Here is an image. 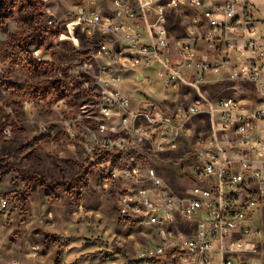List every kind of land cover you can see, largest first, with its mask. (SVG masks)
<instances>
[{
    "label": "clouds",
    "instance_id": "clouds-1",
    "mask_svg": "<svg viewBox=\"0 0 264 264\" xmlns=\"http://www.w3.org/2000/svg\"><path fill=\"white\" fill-rule=\"evenodd\" d=\"M177 3L187 5L189 0H173L169 8H174ZM212 4L213 0H207L208 6ZM229 4L230 7L220 9L219 13L210 19L214 24L226 23L232 16L240 15L239 26L227 29L228 33L233 34V42L227 49L231 57L230 62L223 63L212 54L214 49L211 51L206 49L199 54L194 51L187 52L181 59L175 61V66L173 60L169 58L171 49L165 46L167 34L163 25L165 23L164 13L168 9L159 6L158 0H85V7L72 8L69 12L57 9V12L53 13L58 21L66 25L68 32V35H60L59 41H70L73 49L82 50L86 47L75 35V30L79 27L82 32L87 33L90 39L94 38L97 32L109 38L115 37V42L129 46L125 51L141 57V59L130 61L123 59L120 55L109 56V49L105 48L104 53L98 56L93 54L95 56L93 63L85 62L75 69L73 75L77 79L69 78L65 81L68 88L77 86L79 74L85 73L89 79L82 80L78 89L91 93L92 99L98 101L94 106L95 111L100 113L97 119L105 121V125L100 127L99 134L81 133L85 140L83 149L88 154H92L94 150L108 149L109 145L114 150L117 146L128 147L123 140L104 139L112 133L128 131L133 136V145H143L140 150L144 151V158L137 156L135 152L125 155L122 163L134 167L131 172L120 173V177L125 182L133 179L140 181L143 178V182L149 183V186L139 191L138 195L123 197L121 203L125 206L122 211H137L126 206L129 200H138L145 204L147 211L144 215L162 213L168 221L174 219V212L187 211L184 207L186 201L181 200L177 195L173 177L168 172L173 168L176 169V181L178 182L179 166L189 159H193L195 167H203L201 182L206 183L209 188L213 184L219 185L218 203L221 209L224 207L223 193L248 176L255 179L258 198H264V119L256 120L255 125L245 124L238 131H233V125L243 118L251 116L255 119L257 112L264 115V104L256 105L254 110H249L243 107L250 104L249 100H241L236 104H233L231 100L218 103L219 98L210 95L214 87L225 83H230L237 95L243 94L246 90L243 82H254L259 94L264 96V68L260 67L259 62L255 68L251 64V60L257 57L260 61H264V24L249 27L250 18L264 20V0H229ZM191 5L200 7L199 0H191ZM245 5H247L248 14L244 11ZM109 9L113 11L112 18H108ZM48 23L51 25L53 22L48 21ZM86 26L92 30L88 31ZM187 31L194 36L199 30L195 27H188ZM141 32L145 34L143 38ZM225 39L228 37L225 36ZM187 42L183 41V43ZM142 43H151L153 51L142 50L139 47ZM245 45H248L247 51H245ZM111 46L112 44L109 45ZM157 48L159 51L156 50ZM22 55L25 58L39 60L45 58L39 50H31L30 57L28 53ZM106 56L109 58L105 59ZM217 63H219L218 67H208L209 64ZM62 66L66 68L68 63L65 62ZM153 67L156 68L155 77L149 80L146 77L151 76L152 73L147 70ZM128 69H134V72L126 78ZM6 71L5 65L0 63V73ZM17 77L27 79L23 75L22 68L17 70ZM55 77L64 80L63 72L55 73ZM173 80L178 81L175 87L171 85ZM150 86L158 88L159 91H154ZM144 88L149 89L155 100L177 103V119L180 121L178 126L174 125L171 120L165 119L155 102H146L136 96L135 93ZM184 91L196 97L194 103L186 106L187 113L179 107L182 102L178 101V97ZM62 106L63 102L54 107L59 111ZM88 108L89 106L86 105L84 109H81V113L86 115ZM32 112L34 114L35 109H32ZM201 113L211 117L212 127L206 138L200 139L194 145L193 130L185 128V124ZM84 118L85 116L78 114L76 121L69 123L74 125L77 121L82 122ZM140 118L146 119L148 125L162 122L165 125L164 131L169 132L167 139L161 133L153 142L152 134L156 131L155 128L136 129L135 124ZM29 123L38 133L46 134L49 131L43 119L32 120ZM77 131L76 127L68 128V133L72 137L77 135ZM8 136L11 137V132H8ZM173 139L181 143L173 144L171 142ZM148 144H151L150 148L147 147ZM181 147L184 148L183 152L180 151ZM169 152L177 155L173 157L160 155ZM226 171L231 172L232 180V184L227 186L222 181ZM114 187L111 180L103 185L106 190ZM77 190L78 185H72L67 195L74 198ZM186 191L203 198L204 203L194 206L193 211L196 208L210 210L207 215L200 214L201 222L197 239L198 242L211 241L204 250L214 258L216 264H223L226 254L243 256L256 251V244L251 242L252 237L245 241L233 242L231 236L233 231L238 230L237 224L247 227L260 217L262 210L257 202L249 203L246 211L236 217L235 223L230 221L228 227H222L216 223L219 212L213 201H217V197L195 186ZM5 204L6 201H0V207H4ZM249 213H251V219L248 218ZM146 223H154V221L149 220ZM213 229L216 231L214 240L211 235ZM258 235L264 236V233ZM183 241L184 237L181 236L178 242ZM0 244H3V240H0ZM183 246L192 251L195 250L193 244L188 243ZM26 251L32 254L40 251L39 244L29 240L27 236L21 245V257L10 259L8 264H23L22 256ZM156 254L163 256V249H157L155 252L142 250L138 253L140 256ZM192 264H196L195 257L192 258ZM199 264H205V261L200 260Z\"/></svg>",
    "mask_w": 264,
    "mask_h": 264
},
{
    "label": "rangeland",
    "instance_id": "rangeland-1",
    "mask_svg": "<svg viewBox=\"0 0 264 264\" xmlns=\"http://www.w3.org/2000/svg\"><path fill=\"white\" fill-rule=\"evenodd\" d=\"M38 3L32 13L15 11L0 24V63L7 69L0 73V162L7 161L20 172L8 173L0 180V201H6L5 206L0 207V240H3L0 264L21 257L25 236L39 244L40 251L24 252L23 264H180L172 255L165 257L162 263L134 260L137 252L158 246L160 239L156 228H137L118 218V198L128 187V183L119 178L124 168L123 155H101L99 150L88 154L83 149L85 140L81 133L96 134L100 122L94 108L97 103L92 97L88 98L90 93L78 89L81 73L77 86H66L69 78L77 79L73 73L81 66V50L73 49L70 41H59V36L68 32L66 25L53 15L57 9L69 12L77 0H39ZM48 21L56 25L50 28ZM41 29L49 31L54 39L46 43L29 42L25 51L30 57L31 50H39L45 58L23 57L19 52L21 46ZM80 31L78 27L75 35L81 34ZM182 33L180 24L170 26L171 38H182ZM7 43L16 47V51H9ZM65 62L68 63L66 68L62 66ZM21 68L27 79L17 77V70ZM57 72H63L64 80L55 77ZM131 75L126 74V78ZM154 77L153 72L146 78ZM221 90L222 86L214 87L210 95L217 96ZM135 94L146 102H155L164 115H172L177 109V103L155 100L148 88ZM61 102L63 106L57 111L54 106ZM180 102L179 107L185 108L191 101L187 98ZM86 105L89 108L85 115L81 109ZM32 109H35L34 114ZM78 114L85 116L83 121L69 123L76 121ZM39 119H43L49 129L46 134L36 132L29 123ZM207 124L205 120L194 119L187 128L200 133L207 130ZM69 127L78 129L75 137L69 135ZM137 155L144 158V151L140 150ZM184 168L183 162L178 169V182L177 170L173 168L168 172L173 177L177 195L194 186L183 174ZM20 175L40 177L57 189L53 192L36 186L21 200L14 195L24 184L18 180ZM110 180L115 187L104 189V183ZM75 182L78 190L72 198L67 193ZM257 222L264 233V209ZM163 228L181 233L187 226L178 221ZM256 241V251L247 261L264 264V236Z\"/></svg>",
    "mask_w": 264,
    "mask_h": 264
},
{
    "label": "built area",
    "instance_id": "built-area-1",
    "mask_svg": "<svg viewBox=\"0 0 264 264\" xmlns=\"http://www.w3.org/2000/svg\"><path fill=\"white\" fill-rule=\"evenodd\" d=\"M173 0H158L159 6L168 9L164 13V19L165 23L163 25L164 30L167 34L166 36V47L171 49L169 52V58L173 60L174 66L175 61L181 59L187 52L194 51L195 53L199 54L206 49L208 51H211L214 49V52L212 53L218 60H222L223 63H229L231 60L230 55L227 53V49L232 43V36L233 34L228 33L227 29L229 27H237L240 24V15L236 14L230 18L228 22H217L213 23L210 17L215 16L219 13L220 9L224 7H230L229 0H213L212 6L207 5V0H199L200 7H195L191 5V0H189V3L187 5H182L177 3L174 8H169L170 5H172ZM76 7H85V0H77V4L73 6V8ZM87 10V9H86ZM244 11L246 14H248L247 5H245ZM207 14V15H206ZM113 11L112 9H109L108 12V18H112ZM250 15V14H249ZM140 19V17H137ZM63 24V22L61 23ZM59 24V25H61ZM176 24H180L183 28L184 37L182 38H171L169 35L170 26H175ZM256 24H264V20H261L259 18H250L249 27H253ZM55 22L50 25L47 23L48 27L55 26ZM188 27H195L198 29V33L194 36L190 35L187 31ZM88 31H91L92 29L88 26H86ZM81 34H76V37L80 40L82 45H86L81 50V66L85 63H93L95 60V56H98L102 53H104L105 48L109 49V56L113 55H120L125 60L135 61L137 59H141L139 55H134L132 52L125 51L126 48H128V45L122 44L120 42H115V37L109 38V36L100 34L99 32L96 33L94 38H89L87 36L86 32L80 31ZM144 33L141 32V37H144ZM211 36V39L209 37ZM225 36L228 37V39H225ZM183 41H188L187 43H183ZM112 44L111 47L109 45ZM179 45V47H177ZM139 47L142 50H147L148 52L153 51V45L151 43H142L139 45ZM159 51V48L156 49ZM248 50V45H245V51ZM95 54V56L93 55ZM162 54V53H161ZM80 57V58H81ZM109 57L106 56L105 59H108ZM260 63V67L264 68V61H260V58L257 57L256 59L251 60V64L253 68L256 67L257 63ZM219 63L217 64H209L208 67H218ZM121 67H123L121 65ZM111 69H109L110 71ZM147 71L151 73L156 72V68L153 67L151 69H148ZM134 69H128L126 74L132 73L133 74ZM89 79L87 75L83 72H81V80ZM149 79V78H147ZM82 82V81H81ZM171 85L173 87L178 85L177 80L171 81ZM222 90L220 91L221 94H218V103H222L226 100H231L233 104L239 103L241 100H249L250 104L244 105V108H247L249 110H254V107L259 104H264V96L259 94V91L255 85L254 82H243V86L245 87V92L243 94L237 95L235 91H233V86L230 83H225L222 85ZM91 94V93H90ZM89 94V97H92V95ZM189 98L190 104L195 102L196 97L191 94L188 91H184L182 95L178 97V101L185 100ZM96 103L98 101L96 100ZM172 103V102H168ZM107 107V105H105ZM184 112H188V108H183ZM155 111V109H154ZM96 116L99 117L100 113L98 111L95 112ZM82 115V114H81ZM177 109L172 115H164L165 119L171 120V122L174 125H179L180 121L177 119ZM225 115V114H222ZM126 118V117H125ZM194 119L198 120H205L207 124V130L199 132H193V144L197 141H199L202 138H206L207 134L211 131L212 127V120L211 117L207 114H199L195 117H193L190 121H188L185 124V128H187V125L193 121ZM264 119V115L260 114L259 112L256 113V118L253 119L251 116L243 118L240 122L233 125V131H238L239 128L245 124H253L255 125L256 120ZM100 122L97 126L96 134H99L100 127L105 125V121L103 119H99ZM141 127H147L149 129L155 128L156 131L152 134V140L153 142L157 139V137L163 133V136L165 139L169 136V132L164 131L165 125L162 122H158L155 125H148L147 120L144 118H140L137 123L135 124V128L139 129ZM105 140L108 139H114V140H123L128 145L127 148H124L122 146H117V148L114 150L112 149V146L109 145L108 149H105L103 151L99 150V154L101 155H113L114 157H120L125 155L127 153H133L136 154L140 152V149L143 148V145L141 146H135L133 145V136L130 132H120V133H112L108 137H104ZM173 144H178V140L173 139L171 141ZM148 148L151 147V144H148ZM138 156V155H137ZM185 168L183 174L194 183L195 187L201 188L202 191L210 192L211 195L217 197V201H213L215 208L218 210L219 215L217 217L216 223L222 227H228L229 222L235 223L236 217L243 214L249 203L251 202H257L260 206L262 212L264 209V198H258V188L256 187L255 179L253 177H245L244 180H242L239 184H236L233 188L227 189L223 193V199H224V207L223 209L220 208V205L218 203V199L220 197L219 193V185L213 184L211 188L206 186V183L200 181V177L203 175L204 169L203 167H195L193 163V159H189L184 161ZM211 164V162H209ZM133 165L124 164V168L120 173L122 172H131L133 171ZM119 178L123 180L122 177ZM231 172L226 171L225 175L222 177L223 183L227 185L232 184L231 180ZM214 179V178H212ZM124 181V180H123ZM128 187L123 189L121 191V195L118 198V218L129 224L134 225L137 228H144V227H154L157 229V235L160 239V244L154 248H148V249H142L143 251H153L155 252L157 249H163V256H160L159 254L156 255H145L140 256L137 252L135 255L134 260L136 262H152V261H160L163 260L168 255H172V257H175L176 260L179 261L180 264H192V258L195 257L196 264H199L200 260H204L205 264H216V261L214 258L205 251V247L208 243L211 241L204 240L198 242V236H199V224L201 222L200 214L207 215L209 214V209L206 208H196L195 211H193V207L196 205H202L204 203L203 198L200 196L191 195L186 190L178 195L181 200L186 201L185 209L187 211H182V213H173L174 219L172 221H168L164 218V215L162 213H149L147 216L144 215V213L147 211V208L145 204L141 203L138 200H129L127 201L126 206L129 209H136L137 211H128L124 212L122 211V208L125 206L121 203V200L125 196H134L138 195L139 191L145 190L149 183L143 182V178H141L140 181H137L136 179H133L131 181L127 182ZM193 188V186L191 187ZM151 202V201H150ZM248 218L251 219V213H249ZM259 219V218H258ZM254 220V222L250 226H243L240 224H237L236 227L238 230H235L232 232L231 240L233 242H240L248 240L249 237H252L251 242L255 243L257 245L258 241L256 239L260 238L261 235H258L261 233L260 225L257 222V220ZM152 220L154 223H146L147 221ZM182 222L186 224L187 229L185 232L181 233H175L171 230H168L165 227V225L174 223V222ZM212 239L214 240L216 238V231L213 229L211 231ZM183 236L184 241L178 242L179 238ZM193 244L195 245V250L192 251L188 248H185L184 244ZM141 250V251H142ZM253 253H248L243 256L239 254H226L223 260V264H255L253 262H248V257L251 256Z\"/></svg>",
    "mask_w": 264,
    "mask_h": 264
},
{
    "label": "trees",
    "instance_id": "trees-1",
    "mask_svg": "<svg viewBox=\"0 0 264 264\" xmlns=\"http://www.w3.org/2000/svg\"><path fill=\"white\" fill-rule=\"evenodd\" d=\"M38 2L39 0H0V24L3 19H5L8 15L15 11H26L32 13L35 10V5L39 4ZM35 35L26 39V43L22 45L19 50L21 54L27 53L25 49L26 47H28L29 42H47L54 38L49 31L43 29H41L39 33ZM7 45L9 51H16V47H13L10 43H7ZM10 170L17 172L12 165H5L0 163V178ZM29 183L30 185L18 194V196H22L23 200L26 199V196H28L35 189L36 186H39V188L41 189L51 190L53 192L57 189V187H50L45 180L41 182L36 179H29ZM73 185H76V182L73 183ZM1 196L5 197L6 195Z\"/></svg>",
    "mask_w": 264,
    "mask_h": 264
},
{
    "label": "flooded vegetation",
    "instance_id": "flooded-vegetation-1",
    "mask_svg": "<svg viewBox=\"0 0 264 264\" xmlns=\"http://www.w3.org/2000/svg\"><path fill=\"white\" fill-rule=\"evenodd\" d=\"M9 16V15H8ZM7 16V17H8ZM6 17V18H7ZM5 18V19H6ZM4 20V19H3ZM2 20V21H3ZM52 39H54V38H52ZM51 39V40H52ZM50 40V41H51ZM47 42H49V41H47ZM40 43H46V42H40ZM16 65H17V62L15 63ZM1 164H5V165H8V164H10V163H8L7 161L6 162H0ZM10 165H12V164H10ZM13 166V165H12ZM14 167V166H13ZM14 169H15V167H14ZM17 172H14V171H12V170H10L9 172H7L6 174H8V173H14V174H20V172L17 170V169H15ZM6 174H4L3 176H5ZM2 176V177H3ZM2 177L0 178V180L2 179ZM29 179H36V180H39V181H44V179H42V178H26V177H22V175H20V177L18 178V180H21V181H23L24 182V184L22 185L23 187L17 192V193H14V195L16 196V197H18L19 199H21V200H23L22 199V196H18V194L21 192V191H23L27 186H29L30 185V183H29Z\"/></svg>",
    "mask_w": 264,
    "mask_h": 264
},
{
    "label": "crops",
    "instance_id": "crops-1",
    "mask_svg": "<svg viewBox=\"0 0 264 264\" xmlns=\"http://www.w3.org/2000/svg\"><path fill=\"white\" fill-rule=\"evenodd\" d=\"M159 263H162L163 262V260H160V261H158Z\"/></svg>",
    "mask_w": 264,
    "mask_h": 264
},
{
    "label": "bare ground",
    "instance_id": "bare-ground-1",
    "mask_svg": "<svg viewBox=\"0 0 264 264\" xmlns=\"http://www.w3.org/2000/svg\"><path fill=\"white\" fill-rule=\"evenodd\" d=\"M65 32H66V30H65Z\"/></svg>",
    "mask_w": 264,
    "mask_h": 264
}]
</instances>
